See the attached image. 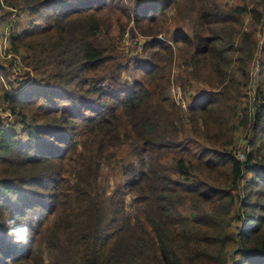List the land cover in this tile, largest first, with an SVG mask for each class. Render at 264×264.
Wrapping results in <instances>:
<instances>
[{
    "label": "trees",
    "instance_id": "obj_1",
    "mask_svg": "<svg viewBox=\"0 0 264 264\" xmlns=\"http://www.w3.org/2000/svg\"><path fill=\"white\" fill-rule=\"evenodd\" d=\"M3 3L0 24L16 27L10 52L23 51L33 77L2 89L15 121L0 122V221L27 220L31 237L14 244L0 228V264H225L223 216L236 204L247 222L234 264H264V69L245 107L261 129L242 159L180 142L185 121L198 125L219 99L235 113V65L246 80L249 63L264 68V0ZM162 3L179 27L170 43L158 37L170 32ZM127 30L141 49L121 63ZM175 54L204 90L187 118L168 93Z\"/></svg>",
    "mask_w": 264,
    "mask_h": 264
},
{
    "label": "rangeland",
    "instance_id": "obj_2",
    "mask_svg": "<svg viewBox=\"0 0 264 264\" xmlns=\"http://www.w3.org/2000/svg\"><path fill=\"white\" fill-rule=\"evenodd\" d=\"M127 2H130L132 0H125ZM142 2H158V0H141ZM161 1V0H160ZM159 5V4H157ZM163 3L161 12H163ZM166 14L168 21L167 24L169 26L170 32L166 31L160 34L158 37L160 39L167 41L170 43V41L173 40V38L176 36L174 29H178L179 27H175L173 22V13L172 11L168 9L164 10L163 12ZM34 19H37L34 17ZM24 25V24H23ZM131 26V24H129ZM128 25V27H129ZM22 25H20L21 27ZM181 29L185 30L186 25L184 23H180ZM113 32V31H112ZM127 33H130L127 35ZM122 34V37L120 36L121 43L120 47L118 46L117 49L119 53H121V58L119 61L121 63H128V61L133 58L137 53L140 54V43L137 40V38L132 33V30H127ZM112 35V34H111ZM132 35V36H131ZM190 35V34H189ZM184 39V36H182ZM131 38V39H130ZM140 39V37H138ZM137 41V43H135ZM143 43V39H142ZM186 51L182 49L181 54L185 53ZM23 51L19 54H16L13 52L12 57L8 59H0V122L4 125V127H7L10 125L12 121H15V117L11 115L8 106L6 103H4L2 94V89H7V91H11L10 83L15 85L18 79H27L26 81H30V79L33 77V72L27 68L23 62L22 59ZM138 54V55H139ZM176 55V56H175ZM174 59L172 62V72H171V87L168 89V93L172 97V99L175 101L176 104H180L181 107L184 109V115L185 118L189 116V113L186 112V108H188L189 104H192L193 97L200 93L203 90V87L198 85L194 82V80L186 81V74L182 73L181 70L184 69L182 67V59L175 54ZM234 65V61L232 62ZM180 67V68H179ZM236 74L234 76V79L236 81V84L238 85L239 89V96L238 98L232 102V111L234 110L235 105V113L234 112H228L226 111V107L224 105H220V99L219 102L215 104V107L210 109L204 116L205 118L202 119V117H195L198 118V125L197 123L190 122L186 123V127H184L183 136L184 139H181L180 142L190 148L191 152L194 154H205L210 159H217L220 157L222 153H231L235 156H237L239 159H242L244 156V153H247L251 150L250 142L255 137V135L258 132V129L261 128L258 127H250L251 120H246L245 115L248 113V110L245 109V107H248L251 105L252 101V88L257 83L258 78L261 75V72L264 68L259 67V62L252 61L249 63L247 67L248 75H249V82L248 80L242 78V75L240 73V69L238 66L235 65ZM182 74L183 80H178L179 74ZM134 73V68L132 65L129 66V68L126 70L125 75L122 76L129 77L131 81L133 82L134 77L136 76ZM23 74H28V76L24 77L21 76ZM178 75V78H177ZM127 81V80H123ZM174 81V82H173ZM16 82V83H15ZM128 82V81H127ZM174 83V84H173ZM129 84V83H128ZM202 93V92H201ZM200 93V94H201ZM208 95L202 94L200 97H204ZM204 99V98H202ZM204 101H208L207 99H204ZM192 117V115H191ZM248 122V123H247ZM263 124H261L262 126ZM260 136H258L259 139ZM108 173L109 171H105ZM215 177L218 179H224L225 178V171L224 169H218L215 171ZM117 173V172H116ZM112 173L109 174L110 184L113 183V181H116L118 184L120 183V175ZM196 187H201L204 191H214L213 188H206L203 186H200V184H196ZM222 187V186H221ZM217 192L220 195H224L220 193L218 190ZM237 193V191H235ZM243 208L241 204H236L230 211V213L226 216H223V221L226 223V251L228 254V258L225 264H234L233 257L234 255L237 257L235 253V247L237 241V237L240 233L239 227H243L246 224V219L243 216ZM233 256V257H232Z\"/></svg>",
    "mask_w": 264,
    "mask_h": 264
},
{
    "label": "clouds",
    "instance_id": "obj_3",
    "mask_svg": "<svg viewBox=\"0 0 264 264\" xmlns=\"http://www.w3.org/2000/svg\"><path fill=\"white\" fill-rule=\"evenodd\" d=\"M127 80L128 83H131V79L127 76L122 78ZM19 217H14L11 213H8L4 220L0 221V228L5 230V234L11 238L12 243L18 245H24L29 242L31 237V229L27 220L20 222ZM236 260H239V257H235Z\"/></svg>",
    "mask_w": 264,
    "mask_h": 264
},
{
    "label": "built area",
    "instance_id": "obj_4",
    "mask_svg": "<svg viewBox=\"0 0 264 264\" xmlns=\"http://www.w3.org/2000/svg\"><path fill=\"white\" fill-rule=\"evenodd\" d=\"M0 4L2 7L7 8L4 3L3 0H0ZM10 9V8H7ZM0 13H1V9H0ZM16 30V27L14 26V22L12 20V22H8V23H2L0 24V59H8L12 56H14L11 52H10V36H12L14 34ZM126 34L130 36V33Z\"/></svg>",
    "mask_w": 264,
    "mask_h": 264
}]
</instances>
